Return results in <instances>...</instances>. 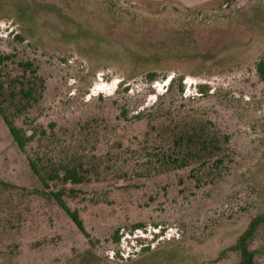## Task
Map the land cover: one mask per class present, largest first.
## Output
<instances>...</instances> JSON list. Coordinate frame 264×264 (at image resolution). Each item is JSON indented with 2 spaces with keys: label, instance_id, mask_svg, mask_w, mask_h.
Segmentation results:
<instances>
[{
  "label": "rangeland",
  "instance_id": "rangeland-1",
  "mask_svg": "<svg viewBox=\"0 0 264 264\" xmlns=\"http://www.w3.org/2000/svg\"><path fill=\"white\" fill-rule=\"evenodd\" d=\"M18 1L56 2L63 14V22L52 25L53 14L37 11L40 41L21 42L22 26L12 12L15 0H0V56H11L0 65V75L10 79L25 73L24 82L30 81L39 99L16 120L18 127L45 128L60 140L58 152L82 147L79 124L112 122L113 97L134 64L127 54L140 50L144 42L141 50L148 59L142 66L159 68V77L166 68L184 75V97L232 135L244 158L237 175L227 182L199 191L185 205H164L150 202L154 188L131 191L118 185L116 175L124 167L120 147L127 145L122 139L128 134L116 137L102 153L113 148L109 161L102 159L107 165L101 174L65 199L79 212L90 236L101 242L99 256L112 258L115 246L109 240L121 228L122 251L128 257L137 237H130L129 229L143 222L147 230L136 231L138 237L145 234L151 240L150 234L163 228L159 242L182 240L184 252L175 251L185 264H238V254L226 250L264 211V83L255 69L264 54V0ZM79 24L93 37L78 44L61 43L64 34L80 30ZM154 52L159 60L151 57ZM171 77L150 85L145 74L135 76L127 84V109L135 112L153 105ZM1 182L6 185H0V264H76L88 247L86 238L50 193L43 192L0 115ZM256 245L258 262L264 264V230Z\"/></svg>",
  "mask_w": 264,
  "mask_h": 264
},
{
  "label": "trees",
  "instance_id": "trees-1",
  "mask_svg": "<svg viewBox=\"0 0 264 264\" xmlns=\"http://www.w3.org/2000/svg\"><path fill=\"white\" fill-rule=\"evenodd\" d=\"M18 2V0L13 2L12 12L19 17L17 21L22 26L18 35L21 42L40 41L36 35L39 24L35 16L37 11L46 10L47 13L53 14L54 19L49 21L52 25L63 22V14L56 2L51 4ZM79 25L80 30L68 36L64 34L61 43L78 44L80 40L93 37L89 30ZM143 43L138 45L140 50H130L127 54L134 64L124 74V80L120 82L113 97L116 110L114 119L112 122L102 120L101 124L96 120L79 124L81 129L76 131H79L78 135L83 137V145L73 152H58L60 140H57V136H53L52 133L49 134L45 128L38 129L31 126V129L26 130L16 125V120L34 109L39 99L36 98L35 87L30 81H27V84L24 82L25 73L10 79L4 74L0 75V115L3 121L20 150L26 154L33 173L42 184L43 192L50 193L86 238L88 247L79 253L76 264H111L112 262L185 264L182 255L180 254V258L177 257L175 251L184 252L186 247L181 244L182 240L171 238L159 242L166 231L163 228L150 234L151 240L148 236H142L145 234L138 237L136 231L147 230L143 222L134 223L129 229V236L137 237L136 244L131 247L132 251L128 257H125L122 251L121 228H117L109 240L111 245L115 246L112 258L99 256L101 242L95 241L90 236L79 212L72 210L67 204L66 195L71 197L75 194L76 187L87 185L91 179L101 174V167L107 165L102 159L109 161L113 148L105 154L102 153L116 137L128 134L122 139L127 141V145L120 147L124 167L116 175L118 185L131 191L154 188L150 194V202L158 201L164 205H185L188 201H192L190 197L199 191H207L206 189H213L227 182L237 175L240 163L244 159L241 158L242 155L240 156L232 135L223 132L216 122L204 112L197 110L193 105V99L184 97L186 88L184 75L171 74L172 70L166 68L163 70V76L159 77L156 74L159 68L150 69L142 66L145 64L143 63L145 58L148 59L141 50L144 48ZM151 57L158 60L160 58L156 52ZM9 60H11L10 55L0 56V65H4ZM255 69L258 78L264 83V54L256 63ZM32 72L36 73L35 70ZM141 74L147 76L150 85L155 81H166L172 75L173 77L170 78L165 93L159 95L153 105L130 112L125 101L130 89L127 84ZM102 123L104 126H101ZM55 125L53 123L51 127ZM95 127L103 130L102 134L97 133ZM90 128H95V131L91 132ZM87 130L89 133H84ZM0 185L6 184L1 182ZM157 186L161 188L156 190ZM67 189H69L68 194ZM160 194L162 196H159ZM171 195L173 196L170 197ZM256 198L258 199V196ZM263 230L264 211L251 219L247 229L226 252L238 254V264H259L260 248L256 242ZM155 242L159 244L156 246ZM120 261L121 263H118Z\"/></svg>",
  "mask_w": 264,
  "mask_h": 264
},
{
  "label": "crops",
  "instance_id": "crops-1",
  "mask_svg": "<svg viewBox=\"0 0 264 264\" xmlns=\"http://www.w3.org/2000/svg\"><path fill=\"white\" fill-rule=\"evenodd\" d=\"M146 1L160 2V1H163V0H146ZM181 1H183V0H181Z\"/></svg>",
  "mask_w": 264,
  "mask_h": 264
}]
</instances>
